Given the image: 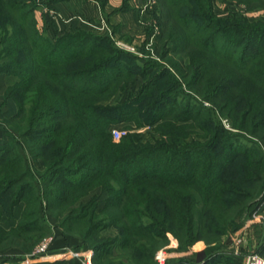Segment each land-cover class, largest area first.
<instances>
[{"label": "trees", "instance_id": "trees-1", "mask_svg": "<svg viewBox=\"0 0 264 264\" xmlns=\"http://www.w3.org/2000/svg\"><path fill=\"white\" fill-rule=\"evenodd\" d=\"M156 1L170 26L159 20L155 47L188 58L186 72H156L133 104H121L111 102L117 90L139 73L128 70L124 61H133L123 60L108 37L77 30L52 42L35 20L34 0H0V74L12 80L5 96L16 106L10 121L27 115L25 130L17 131L32 141L26 146L30 162L43 164L42 189L28 197L35 190L28 156L0 148V250H30L36 242L24 233L37 222L23 221L34 215L40 222L43 211L96 257L121 260L136 250V264H158L155 254L169 244L168 232L178 251H187L198 240L213 243L237 230L263 204L264 21L220 19L211 0ZM226 1L249 14L264 12V0ZM179 8L186 12L181 18ZM120 122L152 128L159 138L114 142L110 127ZM197 127L203 141H167L186 140ZM5 134L13 142L8 129ZM97 187L107 195L101 208L94 196L80 201ZM31 199L34 213L26 211ZM20 202L26 206L19 224L4 229L2 216ZM109 227L118 234L101 240ZM208 256L203 264L215 262Z\"/></svg>", "mask_w": 264, "mask_h": 264}, {"label": "rangeland", "instance_id": "rangeland-1", "mask_svg": "<svg viewBox=\"0 0 264 264\" xmlns=\"http://www.w3.org/2000/svg\"><path fill=\"white\" fill-rule=\"evenodd\" d=\"M153 6V9L149 11V17H147V21L140 19L141 28L144 31V35L138 39V42H133L128 39H121L117 36H105L109 38V41L115 48L121 52L123 56V60L125 58L131 59L133 64H130V61L125 60L124 64L128 67V70L132 72L139 73L135 77V81L133 83H126L123 90H117L114 99L111 102L118 101V103H128L133 104L134 97L136 96L140 86L146 83V81L150 78V76L156 72H164L170 71L172 73H178L181 75L182 72H186L183 68L189 60L185 58L183 54H174L171 52H164V49L161 47L157 49L155 47L157 43V38L159 36V20L165 27L169 28L170 21H168L166 17V8H160L156 0H147V3ZM35 4H37L34 1ZM212 5V12L220 19H229V18H236L238 19V23L241 25L243 21L240 18H246L247 21L250 23L262 22L264 21V12H259L257 14L252 13L249 14L244 6L238 5L233 2H229L226 0H211ZM37 9V8H36ZM185 9L179 8L176 15L178 18H181ZM162 15V16H161ZM160 16V18H159ZM162 17V18H161ZM264 34V33H263ZM264 36V35H263ZM104 37V36H103ZM137 67H136V65ZM166 73H164L165 75ZM169 76L166 75L164 80L168 79ZM12 80H10L7 76L0 74V148L3 146H8L14 153H19L22 156H28L29 161L27 162L28 167L33 169L34 181H35V190L30 191L28 190V197L32 198V195L40 193L42 187L40 184L41 181V172L43 171V164L42 161L30 162V156L27 153L26 146L27 144L31 143V139L22 140L18 131L20 132L26 128L27 123V115L23 117L19 122H11V118L16 113V106L12 99L7 98L5 96V90L8 84H10ZM206 105H208L206 103ZM197 110V107L196 109ZM145 121V119H144ZM142 121V122H144ZM198 122V121H197ZM222 124L225 127H229V122L227 119L222 120ZM9 130L14 135L13 142H7V136L5 134L6 130ZM111 129L122 130L125 132L126 136H131L134 142H152L156 138H159L158 135L154 132L152 128L149 127H141L137 128L133 122H120L112 125ZM201 130L197 128H191L189 131V137L186 140H183L179 136L169 137L167 138L168 142H175L177 144H182L184 142H192L195 140L197 142L203 141L200 137ZM120 138V139H122ZM119 139V140H120ZM117 142L119 140H114ZM28 142V143H27ZM241 144L251 145L250 141H240ZM24 148V149H23ZM50 152V151H48ZM1 153V151H0ZM248 187L254 186V184H247ZM92 196L95 197V205L98 208L103 206L104 200L106 198V194L101 191L100 187L95 189H91L89 193L80 199L82 202H87ZM79 197L78 194L72 196L71 199H75ZM79 201L75 203L78 204ZM26 204L24 202H20L16 207H14L11 211V214H4L1 219V225L4 229L8 230L9 228L16 227L20 220L22 213L25 209ZM26 211L29 213H34L36 211V203L34 201L28 202ZM256 214L255 218L252 217ZM34 215H31L27 218H24V223H36L35 225H29V229L25 231L24 236L30 238L32 237L35 240V245L29 250H24L21 247H6L0 250V257L1 259H9L12 261L16 260H30L34 258H40L43 255L49 253V248L55 239L63 238L65 239L66 244L68 240L72 243L75 242V245H71L70 248L68 246L61 248V253L59 255L58 263L57 264H116V261H120L122 264H136V260L133 259L137 257V252L132 251L130 254V258L123 257L121 260H115L116 258H111V256L105 255L104 257H96L97 255L94 253L93 250L87 248L84 245L82 239L76 235H68L64 234L62 230L57 227V221L49 214H45L43 211L40 212V222L38 220H34ZM44 225L46 227H44ZM43 227L42 231L34 229V228H41ZM75 229H80V227H75ZM60 235H58V233ZM118 234L117 230L113 227H109L104 229L100 234V239L103 241L109 242ZM59 236V237H58ZM168 240L170 241L165 247L160 248L156 254L155 258L159 253H162V256L165 257L164 264H167V256L169 255V250L173 249V246H177L175 249L178 251L179 243L176 238L171 234L167 233ZM43 244H48L47 249L44 252L38 253L36 250L38 247L42 246ZM196 244L205 245L207 248H211L214 246H223L226 249L234 250L235 248L238 249V252H244V256L251 253L256 252L259 254L264 255V202L256 209L255 212L250 213L243 217V220L239 224V228L235 231H231L225 235L219 237L216 242L207 243L204 240H198L193 243L187 251H180L179 252H188L191 247ZM63 247V246H62ZM83 249V251H88L87 253L84 252L83 254H79V252ZM216 248L215 250H217ZM29 250V251H28ZM110 251L112 254H118L119 252L114 251V248ZM220 250V249H219ZM218 257L216 259H220L221 256H230L231 254L224 250L217 251ZM65 254L67 257H65ZM121 254V253H120ZM202 255H206L202 257ZM201 256L193 257V260L198 261L199 259H204L209 257L208 255H213V251L209 254H202ZM115 255L114 257H116ZM125 256V255H124ZM111 261V262H110ZM158 264L159 261L156 260ZM215 263V262H214ZM213 263V264H214ZM138 264V263H137Z\"/></svg>", "mask_w": 264, "mask_h": 264}, {"label": "crops", "instance_id": "crops-1", "mask_svg": "<svg viewBox=\"0 0 264 264\" xmlns=\"http://www.w3.org/2000/svg\"><path fill=\"white\" fill-rule=\"evenodd\" d=\"M37 4L34 17L46 38L54 42L56 38L64 33H71L77 30L92 32L100 36H117L123 40L128 39L138 42V39L144 35L140 25V19L147 21L149 10L153 6L147 3V0H34ZM2 222V221H1ZM58 233V231H57ZM61 234V233H60ZM58 233V235H60ZM59 237V236H58ZM55 239L49 248V253L30 260L1 259L0 264H55L61 248L68 246L63 236ZM71 245H75L72 242ZM63 246V247H62ZM173 246L167 256V264H176L179 259L186 264H203L204 259L195 261L193 257L202 254H208L213 251L211 258H214V264H243L244 252H238V249L229 250L223 246H214L207 248L205 245L196 244L188 252H179ZM218 248L217 250H215ZM220 249V250H219ZM226 251L230 256L218 257L217 251ZM83 249L79 254H83ZM65 257L66 254H65ZM219 258V257H218Z\"/></svg>", "mask_w": 264, "mask_h": 264}, {"label": "built area", "instance_id": "built-area-1", "mask_svg": "<svg viewBox=\"0 0 264 264\" xmlns=\"http://www.w3.org/2000/svg\"><path fill=\"white\" fill-rule=\"evenodd\" d=\"M111 135L114 140H119L125 135V132L122 130H117V129H111ZM256 214H254L252 217L255 218ZM48 244H43L42 246L38 247L36 252L41 253L44 252L47 249ZM164 259L165 257L162 256V253H159L156 256V260L159 261L160 264H164ZM243 264H264V255L256 253V252H251L244 257Z\"/></svg>", "mask_w": 264, "mask_h": 264}]
</instances>
